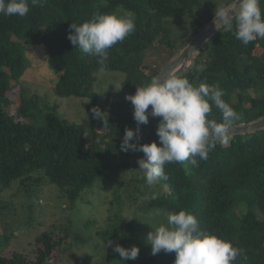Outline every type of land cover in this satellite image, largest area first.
I'll list each match as a JSON object with an SVG mask.
<instances>
[{
    "label": "trees",
    "instance_id": "obj_1",
    "mask_svg": "<svg viewBox=\"0 0 264 264\" xmlns=\"http://www.w3.org/2000/svg\"><path fill=\"white\" fill-rule=\"evenodd\" d=\"M233 2L224 0L219 6L217 1L202 0H42L32 6L29 0L30 12L23 18L0 14V206H7L2 196L14 184L28 194L41 179L57 188V198L64 205L57 210L62 220L33 235L31 249L22 250L26 253L8 243L14 230L1 228L0 264H57L59 249L85 248L91 238L75 231L80 228L74 226L71 216L81 193L102 178L113 180V201L107 210L111 222L109 229H96L92 238L103 234L113 245L137 246L143 256L135 264H156L161 254L175 260L174 252L152 255L145 240L151 226L166 223L168 212L181 209L191 212L202 229L244 249L247 259L238 257L235 264H264V130L229 137L225 144L210 139L216 148L206 161H199V167L166 164L168 179L154 184L160 188L155 194V186L147 185L138 170L137 161L144 153L120 149L125 129L137 127L133 105L126 95L159 75L162 65L166 66L215 16L214 12L201 19V13ZM260 7L264 13V0H260ZM118 9L135 13L136 28L108 50L105 70L100 71L98 57L81 53L68 40L69 24L83 23L97 11ZM41 49L44 56L39 53ZM40 56L58 76L54 96L88 101L80 123L68 122L60 116L57 103L50 105L25 86L21 77L30 73ZM153 56L164 60L157 63ZM110 72L120 73L115 76L122 77L123 86L112 108L116 118L108 117L104 128L102 121L93 118L91 109L99 107L106 113L96 83L98 74ZM181 77L195 86L202 82L218 85L222 99L240 116L232 125L264 116V39L244 45L221 28L196 55L195 67ZM12 80L20 86L19 93L10 92ZM13 103L15 113L10 114ZM160 119L149 116L135 142L156 141L159 145L156 129ZM208 119L222 122V114L214 105ZM129 198L134 205H126ZM41 201L37 197L28 208ZM94 224L87 218L80 227L88 230ZM106 248H94L90 254L107 261L110 250L112 257L121 259L120 264L131 262L123 261L108 244Z\"/></svg>",
    "mask_w": 264,
    "mask_h": 264
},
{
    "label": "clouds",
    "instance_id": "obj_2",
    "mask_svg": "<svg viewBox=\"0 0 264 264\" xmlns=\"http://www.w3.org/2000/svg\"><path fill=\"white\" fill-rule=\"evenodd\" d=\"M38 3L42 0H31L32 6ZM29 12V0H0V14L4 16L23 18ZM215 17L217 30L223 28L233 33L244 45L258 38L264 39V13L260 0H234L231 6L216 9ZM135 19V13L130 10L97 11L83 23H70L67 38L81 53L98 57L100 71H104L108 50L135 31ZM112 85L117 91L123 86L118 83ZM222 96L223 91L218 85L202 82L195 86L175 72L163 79L155 75L150 82L137 86L134 94L126 95L125 99L133 105L137 127L135 130L125 129L120 149L144 153L137 163L147 185L168 179L166 164L180 163L186 169L189 165L199 167V161H206L209 152L216 148V142L210 137L214 136L219 143H227L229 128L240 116ZM212 105L220 110L222 122L208 119ZM91 112L93 118L103 122L104 128L109 124L107 114L99 107H93ZM149 116L161 118L156 129L159 145L156 141L146 144L135 142L140 139V126L149 123ZM159 214L157 210L156 215ZM151 229L145 243L151 247L152 255L161 251L174 252L173 264H235L238 257L247 259L244 249L202 229L198 219L183 209L168 212L167 222L151 226ZM108 246L123 261L135 260L139 254L137 246L125 248L119 243L113 245L112 241H108Z\"/></svg>",
    "mask_w": 264,
    "mask_h": 264
},
{
    "label": "rangeland",
    "instance_id": "obj_3",
    "mask_svg": "<svg viewBox=\"0 0 264 264\" xmlns=\"http://www.w3.org/2000/svg\"><path fill=\"white\" fill-rule=\"evenodd\" d=\"M202 1H208L209 3L217 1L220 6L224 0ZM206 12L201 13L199 17L201 19H205L214 14L215 10L207 9ZM42 50L43 49H41L39 53H41V56H44ZM41 56L34 63L33 67L29 69L30 73H24L23 77H21V79L27 84L25 86L29 87L33 92H35V94L39 95L50 105L57 103L60 116L68 122L80 123L85 118V106L88 101L86 99H77L74 97L59 98L54 96L52 89L58 79V76L49 68L48 63L41 59ZM153 57V60L160 64L164 60L163 57ZM174 57H176V55ZM162 67L163 69L165 68L164 65H162ZM115 75H120V73H100L98 74V83H96V91L100 96V102L106 108V114L109 118H116V115L112 113V108L115 105V101L119 100L118 94H120V90H115V86L112 84L118 83L121 85L122 82V77L118 76L117 78ZM14 84L15 83L12 80L10 82V92L12 89L13 93H19L18 91L20 90V86ZM9 95L11 96V94ZM14 107L15 105L13 103L9 109L10 114L15 113ZM35 120L38 121V117L35 118ZM23 121L29 122L28 119H23ZM112 181V178H102L81 193L79 200L77 201V210L73 212L71 220L74 221V226L80 228V230L75 231H77V233L81 236L89 235L91 240L87 241L85 248L83 249H77L76 246L72 249L67 246L63 249H59L55 259L57 264H120L119 261H121V259L117 256L112 257L110 250H108L110 260L107 258V261H101L100 256L98 258L93 254H90L94 248L107 249L106 246L109 241L107 237H103V234L95 238H92V236L95 235L96 229H109L108 225L111 220L107 219L109 214L107 210L110 208L112 205L111 202L113 201V193L111 189ZM126 181H128V179H126ZM154 186V194L159 193L160 188L158 189L157 185ZM125 187L123 186L121 190ZM56 189L57 188L54 185H51L46 179H41V182L37 185V187L28 194L19 188L17 184H14L12 189L4 192L2 201L3 204L7 206L5 208L0 206V224H5V227L0 226V229L5 228L8 231L10 229L14 230L12 232L13 238H11L8 243L11 246L13 245L15 250L26 253L22 250L28 251L31 249L33 242L30 244V239L32 237L34 238L36 236L35 234L45 231L52 223H59V221L62 220L59 218L60 215L57 210L60 209L58 206L64 207V205H61L60 199L57 198L58 193L56 192ZM150 190L152 189L150 188ZM37 197H40L42 201L40 204L36 203L33 209H29L28 206L30 203L35 202ZM125 203L128 206L135 204L131 198L127 199ZM87 218L94 220L95 223L88 230L87 228L80 227ZM157 220L160 223L161 218L159 217ZM20 224H23L24 228H22L23 226ZM91 255H93V257L90 259L89 257ZM142 256V252L139 251L137 258L135 260H130L131 262H129V264L137 263L141 260ZM173 262V259L171 260L168 256L161 254L157 259L156 264H173Z\"/></svg>",
    "mask_w": 264,
    "mask_h": 264
},
{
    "label": "water",
    "instance_id": "obj_4",
    "mask_svg": "<svg viewBox=\"0 0 264 264\" xmlns=\"http://www.w3.org/2000/svg\"><path fill=\"white\" fill-rule=\"evenodd\" d=\"M232 4L228 6H231ZM215 19L216 17L214 16L212 20H210L205 26L202 27L199 32H197L191 38V40L182 48V50L176 55V57H174L167 63V65L159 75L162 79L166 78L168 74L172 72H175L177 73V75L182 76L195 67L196 55L203 48V46L208 43L219 31L214 24ZM262 130H264V116L250 123L232 125L229 128L226 139L236 135L254 133ZM210 139H215V137H210Z\"/></svg>",
    "mask_w": 264,
    "mask_h": 264
}]
</instances>
